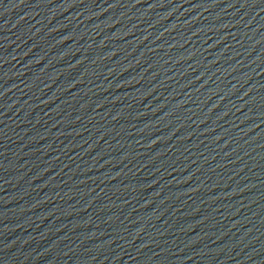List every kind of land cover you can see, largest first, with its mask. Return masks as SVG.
<instances>
[{"label":"water","instance_id":"95a60500","mask_svg":"<svg viewBox=\"0 0 264 264\" xmlns=\"http://www.w3.org/2000/svg\"><path fill=\"white\" fill-rule=\"evenodd\" d=\"M0 14V264H264V0Z\"/></svg>","mask_w":264,"mask_h":264}]
</instances>
